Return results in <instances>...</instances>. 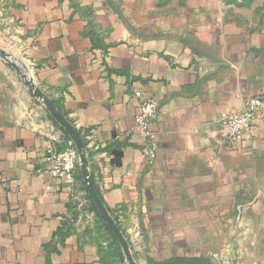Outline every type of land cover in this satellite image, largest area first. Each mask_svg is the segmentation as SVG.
I'll use <instances>...</instances> for the list:
<instances>
[{"label": "crops", "instance_id": "crops-1", "mask_svg": "<svg viewBox=\"0 0 264 264\" xmlns=\"http://www.w3.org/2000/svg\"><path fill=\"white\" fill-rule=\"evenodd\" d=\"M0 44L82 134L137 264H264V107L241 142L222 123L264 100V0H0ZM2 74L0 264H129L81 167L51 172L66 131ZM139 92L160 102L153 159Z\"/></svg>", "mask_w": 264, "mask_h": 264}, {"label": "built area", "instance_id": "built-area-1", "mask_svg": "<svg viewBox=\"0 0 264 264\" xmlns=\"http://www.w3.org/2000/svg\"><path fill=\"white\" fill-rule=\"evenodd\" d=\"M141 98L140 110L136 116V123L140 132L144 135L146 156L155 158L157 151V138L151 132L152 124L157 120L160 112V102L155 98ZM264 107V100L253 97L245 103L238 113H227L223 116L222 123L226 130V136L231 142H241L251 136L253 122ZM46 159L51 163V172L55 178L71 179L81 161L78 149L73 140L67 139L63 147L52 146L47 150ZM222 261L225 258L215 255ZM224 263H228L226 260Z\"/></svg>", "mask_w": 264, "mask_h": 264}, {"label": "water", "instance_id": "water-1", "mask_svg": "<svg viewBox=\"0 0 264 264\" xmlns=\"http://www.w3.org/2000/svg\"><path fill=\"white\" fill-rule=\"evenodd\" d=\"M0 54L3 56L9 55L5 50H1V49H0ZM11 65L20 74L21 79L23 80L24 84L29 89V91L33 94V96L45 105V107L50 112L52 117L60 124V126L66 131V133L75 143L80 155V161H81L80 167L83 173V177L87 184V189L89 191V194L97 207V210L99 211L102 218L105 220V222L113 232L114 236L121 244L129 264H137L132 255L128 240L126 239L121 228L119 227L116 220L109 212L108 208L103 203L102 199L98 194V191L96 190V187L94 185L93 179L89 171L87 144L82 134L76 128V126L67 118V116L62 112V110L58 107V105L37 85L34 78L28 74V68L25 63L23 64V66L26 69L27 73H23L20 66L17 63L12 62Z\"/></svg>", "mask_w": 264, "mask_h": 264}, {"label": "rangeland", "instance_id": "rangeland-1", "mask_svg": "<svg viewBox=\"0 0 264 264\" xmlns=\"http://www.w3.org/2000/svg\"><path fill=\"white\" fill-rule=\"evenodd\" d=\"M0 49L5 50L9 54L8 56H3L0 54V73H1V75L6 76L5 74H2V73H8V72L10 74L12 73L13 76L15 77L17 83L22 85L24 88H26V85L24 84L23 80L21 79L20 74L11 65L12 62H15L20 66L23 73H27L26 69L23 66V64L25 62H24L23 58L21 57V55L19 54V51L17 50V48L14 46H11V45H7V44H0ZM26 90L29 92V94H31V92L29 91L28 88ZM30 96L32 98V101L29 100V102H27L28 105H31L30 107L36 106V102L41 103L40 101H37L38 99L35 98L32 94ZM41 104L43 107H45V105L43 103H41ZM46 110H47V108H46ZM48 113H49L48 116L50 118H52V115L50 114L49 111H48Z\"/></svg>", "mask_w": 264, "mask_h": 264}, {"label": "trees", "instance_id": "trees-1", "mask_svg": "<svg viewBox=\"0 0 264 264\" xmlns=\"http://www.w3.org/2000/svg\"><path fill=\"white\" fill-rule=\"evenodd\" d=\"M52 119H53V117H52ZM57 123V122H56ZM57 124H59V123H57ZM67 139H70V137H69V135H67ZM93 206H94V210L96 211V214L100 217V219H101V221L104 223V225L106 226V228H107V230L110 232V234L113 236V239L115 240V242L116 243H118L119 244V242H118V240H117V238L114 236V234H113V232L111 231V229L109 228V226L107 225V223L105 222V220L102 218V216H101V214L99 213V211L97 210V207L93 204ZM121 247V246H120ZM117 257L119 258V259H123V254L122 253H120V249H119V251L117 252Z\"/></svg>", "mask_w": 264, "mask_h": 264}]
</instances>
